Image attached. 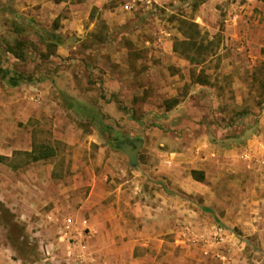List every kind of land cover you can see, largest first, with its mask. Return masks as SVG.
Returning <instances> with one entry per match:
<instances>
[{"label":"crops","instance_id":"obj_1","mask_svg":"<svg viewBox=\"0 0 264 264\" xmlns=\"http://www.w3.org/2000/svg\"><path fill=\"white\" fill-rule=\"evenodd\" d=\"M163 1L14 0L11 6L14 31L27 28V32L34 33L31 36L34 43L41 42L43 46L33 53V69L14 68L10 60L21 59L7 51L5 44L16 41L0 34V68L13 74H30L29 79H19L18 85H12L0 73V224L8 227L1 215L4 213L12 217L15 213L35 216L38 236L44 230L55 228L47 221L46 214L62 218L67 214L61 210L68 212L67 204L72 207V201L79 199L74 205L89 215L93 230L90 245L95 260L89 264H163L167 258L178 262L180 258L169 248L181 244L203 246L201 240L189 238L188 234L193 232L196 236L210 230L204 209L215 207L218 199L214 175L220 166L215 147L219 146V152L226 150V154L229 144L222 147L210 141V119H214V111L198 109L201 92L195 90L185 99L165 100V112L157 106L151 107L137 124L129 122L133 109L126 106L124 97L122 109L109 97L104 107H100L85 96L88 87L85 85H90L88 71L93 64L111 72L117 71L115 65L120 63L119 70L130 71L117 82L121 95L126 92L122 88L137 86L132 79L136 71H142L147 78L148 72L155 80L158 72L174 68L173 62L164 63L163 58L168 54L174 55L173 61L178 66L185 65L180 56L184 54L176 50V45L171 49L165 46L174 32L159 23ZM4 3L5 0H0V8L9 10ZM137 51L146 53L147 58L143 60L142 55H135ZM24 53L26 58L22 60L31 58L32 52L28 49ZM75 62L84 71L83 90L75 89ZM157 84L165 85L164 82ZM56 88L65 102L60 118L64 120L69 115L81 120L78 126L68 121L61 136L84 151L64 174L56 161L55 146L52 145L55 154L48 158L33 160L29 155L37 144L32 141L28 123L38 117V108L41 111L51 107L50 103L43 104L49 102L50 91ZM213 91L210 88L211 94L208 92L207 96L213 98ZM174 99L178 103L169 108L168 102ZM258 116L262 130H258L259 136L249 139L255 149L254 156L252 151H243L241 157L246 152L251 156L250 159L243 157L246 166L254 169V187L247 211L255 214L253 220H258L260 226L264 218V140L260 141L264 135V110ZM122 118L125 121L120 126L115 123ZM140 119H148V127L144 129ZM85 123L93 125L89 131L83 126ZM73 133L79 138L73 137ZM22 134H26L24 138ZM104 138L107 145L99 148L109 146L112 157L107 161L87 159L86 152L92 142L100 144ZM130 139L143 141L136 164L120 148ZM119 140L122 142L117 144ZM22 153L28 157L24 164L19 161ZM194 171L202 172L203 179H198ZM21 229L17 247V241L10 246L0 238V264L25 261L22 254L14 256L15 251L19 253L22 242L31 244L26 229ZM53 238L40 241L43 252L44 244ZM204 254L208 255V250L204 249ZM190 255L196 256L195 252Z\"/></svg>","mask_w":264,"mask_h":264},{"label":"rangeland","instance_id":"obj_2","mask_svg":"<svg viewBox=\"0 0 264 264\" xmlns=\"http://www.w3.org/2000/svg\"><path fill=\"white\" fill-rule=\"evenodd\" d=\"M4 4L9 10L6 12L2 7L0 8V26L3 27L2 31L0 28V34L16 42L22 41L24 50L28 49L32 52L31 58L27 57L26 60L21 61H15L12 58L10 64H13L14 68L31 70L35 66L33 53L42 48L43 44L34 43L31 37L34 33L27 32L25 27L22 31H14L16 29L11 19V6L14 0H5ZM162 4L158 13L159 23L174 32L171 34L172 39L165 43L166 48L171 49L173 45H177L179 52L190 54L195 58V62L192 63L187 57L180 55L186 62L184 61L185 65L178 66L176 61H173L174 55L168 54L163 58L164 63L173 62L174 68L158 72L155 80L152 79L154 76L151 78L148 72L147 78L142 71H136L132 79L137 86L122 88L126 90L122 95L117 82L122 79L121 77L129 75L130 71L124 68L119 70L120 63L115 65V69L118 70L111 72L101 70L98 64H93L88 71L90 85H85L88 86L85 96L94 101L95 106L100 104V107H104L103 103H106L109 97L111 101L115 100L120 108L124 107L125 102L121 100L124 97L126 106L133 109V117L129 122L137 124L139 118L151 107H159L165 112V100L185 99L195 90H199L202 95L199 97L201 99L198 102V109L214 111L212 117L214 119H210V125H212L210 141L215 145L221 144L222 147L227 143L229 149L225 154L226 150L219 152V146L215 147L218 154L216 160L219 161L217 164L220 166L214 175L218 199H216L215 207L204 209L207 212L205 219L210 223V230L202 231L196 236L193 232L188 234L189 238L196 237L201 240L203 246L181 244L171 247L169 250H173L180 259L177 262L175 259L167 258L163 264H264V218L258 226V220H253L255 214L247 211L250 210V205L247 206V204L251 202L248 198H252L254 187V169L247 167L246 162L243 161L245 159L241 157L243 151H252L254 156L255 149L249 139H252L254 135L259 136L258 130H262L258 115L264 110V0H164ZM184 21L188 22H185L186 26H189L191 22L197 24V27L194 26L196 32L194 35L198 46L193 49H187V41L181 29L182 22L183 26L185 25ZM21 24L19 26H23ZM134 54L142 55L143 60L147 58L146 53L137 51ZM142 64L141 61L140 65ZM73 71L78 87L75 89L83 90L85 81L82 67L75 62ZM199 80H203L202 85L199 84L201 83ZM156 81L164 82L165 85H156ZM96 82L100 83L96 86L94 84ZM148 82L150 84H147ZM210 88L214 89L213 98L207 96L211 94ZM133 93V97H128ZM49 103L51 107L46 106ZM64 103L60 91L57 88L51 89L49 102L43 104L46 108L41 111L38 108V117L28 123L31 127L33 142L51 144L56 147V161L60 166L61 174H64L66 168L70 170L73 162L81 157V153H84L82 148L76 149V146L69 144L65 136H61L64 134L68 121L76 126L81 122L80 119L69 115H65L64 120L60 118L62 110L65 109ZM56 115L59 119H55ZM124 121V118L116 119L115 123L120 126ZM140 121L144 129L148 127V119L147 121L140 119ZM85 124L83 126L87 131L93 126L90 123ZM24 135L26 134H22L23 138ZM72 135L79 138L75 133ZM262 138L260 141L264 140V135ZM103 140L104 142L100 144L92 142L91 149L86 152L87 159L107 161L112 157L109 146L105 149L99 148V145H107L105 138ZM89 152L90 155H88ZM27 158L22 153L20 163L24 164ZM116 158H120L119 155ZM60 171L57 172L58 175ZM77 201L80 202L79 199H74L72 202L75 204ZM74 204L71 205L72 207H68L67 204L69 211L61 210L62 213L83 216L90 222L89 215L79 211ZM44 206V208L47 207ZM60 214L61 212L58 213ZM1 215L8 225L7 227L0 224V238L6 245L13 246L17 236L23 232L21 228H25L29 236L28 240L31 244L24 249L18 246L19 253L15 251V257H20L21 254L25 257V261L22 260L19 264H55L50 259H46L47 255L43 252L40 242L45 238H53L55 228L44 230L37 236L35 216L21 213H15L13 217L7 213ZM55 239L54 237L53 240ZM63 244L59 243L57 249L56 246L54 247L58 260L63 255ZM17 245L18 241L15 247ZM204 249L208 250V255L204 254ZM164 252L166 256L168 250ZM191 252H195L196 256L192 257ZM159 260L161 262L162 257L161 259L159 257Z\"/></svg>","mask_w":264,"mask_h":264},{"label":"built area","instance_id":"obj_3","mask_svg":"<svg viewBox=\"0 0 264 264\" xmlns=\"http://www.w3.org/2000/svg\"><path fill=\"white\" fill-rule=\"evenodd\" d=\"M243 157L251 158L247 152ZM46 218L49 223L55 225L56 238L44 244L46 259H50L55 264H89L95 260V252L90 245L93 230L88 218L71 214L56 218V214L50 213L46 214ZM59 243H64L60 260L57 259L55 251Z\"/></svg>","mask_w":264,"mask_h":264},{"label":"trees","instance_id":"obj_4","mask_svg":"<svg viewBox=\"0 0 264 264\" xmlns=\"http://www.w3.org/2000/svg\"><path fill=\"white\" fill-rule=\"evenodd\" d=\"M188 23L187 21H184V24ZM192 23V22H191ZM189 24V26H186V24L183 26V22H182V33L185 35V40L187 41V49H193L194 47L198 46V42L195 40L196 36L194 34H196L195 32V28L194 26L197 27V24H195L194 22L192 24ZM6 43V42H5ZM22 41H17L14 44H11L9 42H7L5 44V48L7 51L11 52L15 57L19 58V59H25L26 55L24 53V48L23 45L21 44ZM54 48V47H53ZM176 50H178V46H175ZM182 54H184L192 63L195 62V58H193V56H191L190 54L187 55L185 52H181ZM0 73H1V78L2 79H8L9 83L12 85H18L19 84V79H29V75L27 76H23V74L21 73H11L9 70H5L4 68H0ZM201 83H203V80H199ZM178 103L177 99H174L173 102H170L168 104V107H172L174 104ZM120 142H122V140H119L117 142V144H119ZM56 150L55 148L50 145V144H46V143H40L37 144L36 146H34V149L32 152H30V157L33 160H37V159H44V158H48L50 156H53L55 154ZM194 175L198 178V179H203V175L202 172H197L194 171ZM22 233V232H21ZM21 234H19V236H17L16 239L20 240ZM20 249H24L28 247L27 243H21V245L19 246Z\"/></svg>","mask_w":264,"mask_h":264},{"label":"water","instance_id":"obj_5","mask_svg":"<svg viewBox=\"0 0 264 264\" xmlns=\"http://www.w3.org/2000/svg\"><path fill=\"white\" fill-rule=\"evenodd\" d=\"M142 143L143 141L141 139H130L120 145V148L128 156L132 164L138 162V152Z\"/></svg>","mask_w":264,"mask_h":264}]
</instances>
